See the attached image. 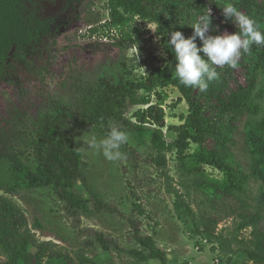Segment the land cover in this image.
<instances>
[{
  "label": "rangeland",
  "instance_id": "1",
  "mask_svg": "<svg viewBox=\"0 0 264 264\" xmlns=\"http://www.w3.org/2000/svg\"><path fill=\"white\" fill-rule=\"evenodd\" d=\"M215 1L222 7L228 2L235 4L264 31V0H249L253 4L250 9L242 7L241 0H209L210 14L215 17L212 23L218 26L216 32L210 30V35L237 31L231 21L224 22L223 15L214 7ZM137 2L136 10L141 13L127 12L125 16L130 18L129 22L108 27L111 0L26 1L27 21L35 12L34 16L49 28L43 37L24 43L19 50L14 45L6 55H0L1 146L8 148L10 142L17 145L24 141L12 119L21 120V116H26V120L37 125L40 115L45 113L51 118L59 111L72 115L77 106L89 104L90 99L98 96L103 79L118 80L122 63L126 64L132 81H141L153 69L165 68L167 63L174 65L167 41L173 28L180 24L182 18L178 12L184 7H180L178 0ZM119 9L124 13V7ZM156 22L160 32L154 33L148 26ZM92 28L98 30L96 35L91 32ZM122 38L125 41L119 45ZM196 43L198 47L202 44L200 40ZM258 47L253 45L250 53L240 58L236 68L218 67L222 80L212 81L206 92L185 87L202 106L209 125H217L219 132L224 128L223 122H228L232 131L222 130L220 135H213L208 126L196 118L186 120L190 114L189 105L176 78L177 83L170 82L165 88L157 89L161 98L152 97L154 103L165 110L169 127L185 126L193 135L186 151L187 162L204 181L188 201L203 220L202 229L232 240L234 250L248 247L257 235L251 227L243 228L244 222L256 220L257 233L264 235V210L259 214L257 211L260 197L264 196V178H256L253 171L255 155L249 138L252 126L260 125L264 129V59ZM200 55L203 58V53ZM234 94L242 96V109L238 113H228L223 106L232 102ZM180 98L182 102L178 101ZM250 107H257V113L249 111ZM140 108L143 107H129L127 117L132 118ZM164 132L169 143L178 141L177 129L166 128ZM72 134L77 148L84 146L83 140L91 134L104 137L82 123L72 127ZM149 142L145 146L130 135L129 142L121 147L125 158L115 162L106 160L99 152L82 155L88 164L85 175L89 187L97 200L116 208L114 214L97 213L89 205L79 212L80 217L70 216L65 209L66 203L57 195L66 189L65 186H54L44 179L32 148L23 146L22 151H8L0 156V196L17 206L27 221L23 225L18 223L15 233L11 225L7 230L16 234L30 229L33 236L34 243L28 248L26 262L84 264L80 260L84 253L94 264H134L113 247L104 252L92 247L90 241L99 232L122 248H135L134 228L130 223L135 220L141 234L154 236L158 247L168 254V264H255L242 252L228 262V255L219 250V243L212 239V234L197 236L192 233V223L185 225L180 220V213L174 207L175 197L166 192L161 171L148 163ZM168 161L171 176L178 180L179 161L175 150L168 154ZM215 162L224 165L223 169ZM262 170L264 172V168ZM79 189L86 192L82 184ZM85 196L89 198L90 194ZM134 204L141 206L144 216L138 215ZM38 222L40 227L36 225ZM10 234L0 232V238L11 243ZM0 264H16L2 246ZM146 264L161 262L153 260Z\"/></svg>",
  "mask_w": 264,
  "mask_h": 264
},
{
  "label": "trees",
  "instance_id": "2",
  "mask_svg": "<svg viewBox=\"0 0 264 264\" xmlns=\"http://www.w3.org/2000/svg\"><path fill=\"white\" fill-rule=\"evenodd\" d=\"M26 1L28 0H0V55H6L11 51L14 45L17 50L22 48L24 43L30 42L34 39L41 38L48 32V26L45 22L35 17V12L30 16V21L26 18ZM138 1V0H137ZM137 1L133 0H111L112 13L110 22L107 26H121L130 21V18L125 16V13H141L136 10L139 5ZM137 2V5H136ZM180 9L178 16L182 18L180 24L173 28L174 31H180L185 38L193 34L191 24L203 13L207 12L210 8L208 6L209 0H178ZM216 2V1H215ZM242 7L250 9L253 5L249 0H241ZM215 8L220 11L221 3L216 2ZM124 7V13L119 8ZM212 10L210 9V12ZM212 17V22L215 17ZM191 22V23H190ZM260 23V22H259ZM46 25V26H45ZM91 32L96 34L98 30L92 28ZM199 40V38H197ZM125 39L122 38L118 42L122 45ZM261 53L262 60L264 59V47H258ZM170 56L174 59V53L170 49ZM121 74L118 75V80L113 82L110 79H103L99 86L98 96L90 99L89 104L77 106L75 112L71 115L69 112L59 111L57 116L51 118L50 114L40 115V124L34 125L30 120H26V116H21V120L12 119L16 124V129L24 136L23 143L15 145L13 142L9 143L8 148L0 145V156H4L8 151L15 152L16 150L22 151L21 147L32 148L34 150L33 157L38 166L40 174L46 181L54 186L63 184L65 188H70L57 192L58 198L66 203V211L70 216L77 215L80 217L79 212L88 209L91 205L95 212H107L114 214V209L110 204H104L102 201L97 200V195L94 194L89 187L88 179L85 175L87 162L83 160L81 154L78 153L76 141L72 134V127L78 123H82L88 127L89 130L94 131L97 135L105 136L109 131V124L115 123L122 129L128 131L131 136L148 145L151 149L148 163L156 166L161 171V177L166 192L175 197L174 207L180 213V220L185 224H193L194 231L192 233L197 236L204 234H212V239L218 241L219 250L228 255V262L232 261V257L237 253L242 252L248 256L250 261L255 264L264 263V235L257 233V221L244 222L243 228L251 227L253 234H257L254 240L248 247L240 248L239 250L233 249V241L223 238L222 235H215L211 231L202 229L203 220L198 218L197 212L194 211L192 205L188 200L191 199L193 192L198 191L201 181L204 177L199 175L197 170L191 167L187 162L186 151L190 146V141L193 135L190 131L186 130L185 126L180 128H171L166 124L165 110L160 104L153 101V96L158 98L157 89L165 88L170 82L177 83L174 79V71L171 66L168 68H155L151 73L141 81H132L129 79L131 74L127 72L125 63L121 64ZM218 80H222L219 76ZM217 81V80H215ZM183 97L189 105V116L202 125H207L210 132L217 135L222 133V130L232 131L231 124L223 122L222 127L217 132L218 126L215 124L209 125V120L203 112L202 106L198 104L196 98H192L190 92H187L183 85L179 86ZM232 102L224 104L223 108L226 112L238 113L241 111L240 102L242 101L241 95L232 97ZM182 102L180 98L178 100ZM129 107H143L138 109L132 116L127 117V110ZM257 107L248 108L249 111L257 113ZM217 124V123H216ZM177 129L179 131V139L175 143H169L165 129ZM200 131V130H197ZM250 144L252 145V152L255 155V162L253 171L256 173V178H264V129L260 126H252L249 130ZM127 146V145H126ZM126 146L124 148H126ZM175 150L178 163L179 178L176 180L170 174L168 166V154ZM219 168L223 169L222 164L215 162ZM82 184L86 188V192L79 189ZM86 193L90 194L87 198ZM260 204L257 206L258 214L264 210V196L260 197ZM139 216H144L145 211L139 206L134 204ZM0 232L5 235L8 233V226L14 228V233L18 223L26 224V218L21 210L7 201L4 197L0 196ZM134 228L133 243L135 248H122L114 244V240L109 239L103 233H95V238L91 239L90 245L95 248H101L104 252H109L112 247L118 253H123L129 257L134 264H146L150 261H159L161 264H168V254L158 247L154 236H144L141 234L137 222L135 220L130 222ZM40 227V223H36ZM11 233L12 242L8 243L4 238H0V246L6 249L9 259L16 264H29L26 262L28 259V248L33 244V236L30 229H25L22 233ZM48 246V245H47ZM215 250V248H213ZM61 258V255H58ZM81 263H93L91 259H87L84 253H81ZM19 261H22L20 263Z\"/></svg>",
  "mask_w": 264,
  "mask_h": 264
},
{
  "label": "clouds",
  "instance_id": "3",
  "mask_svg": "<svg viewBox=\"0 0 264 264\" xmlns=\"http://www.w3.org/2000/svg\"><path fill=\"white\" fill-rule=\"evenodd\" d=\"M220 9L224 22L231 21L237 31L210 35V30L216 32L218 26L213 25L209 9L191 25L194 31L190 37L185 38L182 32L174 31L167 41V49L174 53L175 63H167L165 66H171L175 78L184 87L206 92L209 84L219 79L218 67L236 68L240 58L249 54L253 45L264 47V31L258 28L251 16L240 11L231 2L225 3ZM159 26L156 22L148 28L155 33L160 32ZM197 38L202 42L200 47L197 46ZM200 53H203V58ZM129 140L128 131L110 123L109 131L104 137L89 135L83 140L84 146L77 148V151L83 156L89 152H99L108 161H120L125 158L121 147Z\"/></svg>",
  "mask_w": 264,
  "mask_h": 264
},
{
  "label": "built area",
  "instance_id": "4",
  "mask_svg": "<svg viewBox=\"0 0 264 264\" xmlns=\"http://www.w3.org/2000/svg\"><path fill=\"white\" fill-rule=\"evenodd\" d=\"M94 35H96V34H94Z\"/></svg>",
  "mask_w": 264,
  "mask_h": 264
},
{
  "label": "flooded vegetation",
  "instance_id": "5",
  "mask_svg": "<svg viewBox=\"0 0 264 264\" xmlns=\"http://www.w3.org/2000/svg\"><path fill=\"white\" fill-rule=\"evenodd\" d=\"M29 1V0H28ZM34 1V0H33Z\"/></svg>",
  "mask_w": 264,
  "mask_h": 264
}]
</instances>
